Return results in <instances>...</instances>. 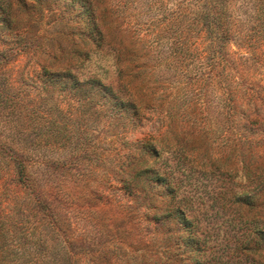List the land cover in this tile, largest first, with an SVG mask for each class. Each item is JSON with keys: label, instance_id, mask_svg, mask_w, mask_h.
Segmentation results:
<instances>
[{"label": "rangeland", "instance_id": "obj_1", "mask_svg": "<svg viewBox=\"0 0 264 264\" xmlns=\"http://www.w3.org/2000/svg\"><path fill=\"white\" fill-rule=\"evenodd\" d=\"M264 0H0V264H264Z\"/></svg>", "mask_w": 264, "mask_h": 264}, {"label": "trees", "instance_id": "obj_2", "mask_svg": "<svg viewBox=\"0 0 264 264\" xmlns=\"http://www.w3.org/2000/svg\"><path fill=\"white\" fill-rule=\"evenodd\" d=\"M264 239V238H263Z\"/></svg>", "mask_w": 264, "mask_h": 264}]
</instances>
